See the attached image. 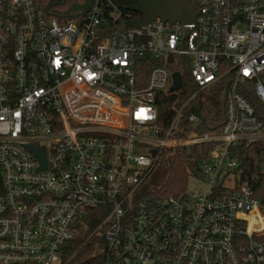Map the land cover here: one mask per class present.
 Returning <instances> with one entry per match:
<instances>
[{
    "label": "built area",
    "instance_id": "2783aa9c",
    "mask_svg": "<svg viewBox=\"0 0 264 264\" xmlns=\"http://www.w3.org/2000/svg\"><path fill=\"white\" fill-rule=\"evenodd\" d=\"M191 1L193 23L132 27L139 17L121 23L113 0H91L74 18L37 0H0V264H68L67 246L98 207L79 249L100 237V264H264V160L246 175L235 150L264 139L240 92L251 84L264 103V0ZM149 54L190 71L193 91L166 128L157 100L174 71L139 74ZM225 77L221 130L191 129L196 113L181 125L188 104ZM193 146L206 157L191 175L204 188L145 189L164 150ZM30 147L45 151V168Z\"/></svg>",
    "mask_w": 264,
    "mask_h": 264
},
{
    "label": "trees",
    "instance_id": "16d2710c",
    "mask_svg": "<svg viewBox=\"0 0 264 264\" xmlns=\"http://www.w3.org/2000/svg\"><path fill=\"white\" fill-rule=\"evenodd\" d=\"M42 4L54 5V10L65 12L73 4H80L84 0H37ZM136 0H113L118 10L121 12V23L126 24L129 18L140 17V13L130 10V6ZM176 59H180L176 56ZM140 66L138 73L145 76L150 73V70L158 65H165L171 71H179L184 80V88L178 91L181 94L179 97L176 92L165 90L158 95V110L159 122L165 128L168 127L176 113V110L181 107L187 97L192 93L190 71L178 63L165 62L163 59L154 57L153 55H146L139 60ZM264 80V73L262 74ZM230 85V77L223 78L219 83L209 88L206 93L197 95L188 106L185 108V117L181 125L186 124V117L190 113H196L200 116L198 124L192 126L196 132H218L221 130L226 120V101L225 93ZM242 95L255 108L256 115L264 121V103H262L252 90L251 84H242L240 87ZM207 94L208 102L204 100V95ZM188 128V132L191 130ZM182 133L181 135H185ZM240 156L242 165L245 168L246 175L251 174L257 170L264 160V139L251 142L249 144H242L235 148ZM206 158V157H205ZM204 156L200 153L197 146H193L192 152H189L184 147L170 148L164 150L157 165L150 173L144 187L146 190L159 195H180L183 193L189 184L191 175H197L201 171V164L204 161ZM1 173V170H0ZM259 192L264 197V175L259 179ZM0 189H1V174H0ZM103 215V208L98 207L90 210L88 219L86 218V227L79 238L72 241L67 247L66 255L70 257L76 253L73 259L68 264H100V250L97 247V242H102L100 237H96L79 249L86 237L92 233L95 227L100 222Z\"/></svg>",
    "mask_w": 264,
    "mask_h": 264
},
{
    "label": "water",
    "instance_id": "95a60500",
    "mask_svg": "<svg viewBox=\"0 0 264 264\" xmlns=\"http://www.w3.org/2000/svg\"><path fill=\"white\" fill-rule=\"evenodd\" d=\"M59 3V0L56 1ZM91 4V0H84L81 4H73L67 9V15L70 17H77L79 14L84 13L86 8ZM51 4L47 5V10ZM130 10L140 13V17L135 20L127 22V26L144 27L151 23L156 17H160L164 21L184 23H193L196 19L197 10L191 0H136L130 6ZM173 84L170 86L171 90H177L183 87V77L179 71L172 73ZM41 161L42 168L46 167V155L42 149L33 147ZM155 152V151H154Z\"/></svg>",
    "mask_w": 264,
    "mask_h": 264
},
{
    "label": "rangeland",
    "instance_id": "374dc122",
    "mask_svg": "<svg viewBox=\"0 0 264 264\" xmlns=\"http://www.w3.org/2000/svg\"><path fill=\"white\" fill-rule=\"evenodd\" d=\"M199 178H200L201 181L200 180H195L192 177L189 179L188 186H189V189L191 191H197V190H200L201 188L205 187V181H206L205 178L202 177V176H200Z\"/></svg>",
    "mask_w": 264,
    "mask_h": 264
},
{
    "label": "flooded vegetation",
    "instance_id": "af4514ba",
    "mask_svg": "<svg viewBox=\"0 0 264 264\" xmlns=\"http://www.w3.org/2000/svg\"><path fill=\"white\" fill-rule=\"evenodd\" d=\"M60 2V1H59Z\"/></svg>",
    "mask_w": 264,
    "mask_h": 264
}]
</instances>
